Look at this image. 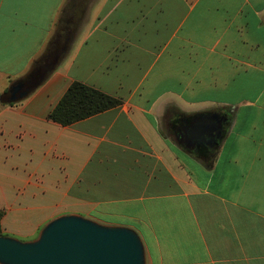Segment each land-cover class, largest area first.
I'll return each mask as SVG.
<instances>
[{
  "label": "crops",
  "instance_id": "obj_1",
  "mask_svg": "<svg viewBox=\"0 0 264 264\" xmlns=\"http://www.w3.org/2000/svg\"><path fill=\"white\" fill-rule=\"evenodd\" d=\"M59 31L46 78L0 102V159L13 144L10 179L37 218L11 228L0 205L2 236L36 241L76 216L135 229L144 264H264V0H0V95ZM75 81L122 104L54 122ZM215 113L224 137L195 141Z\"/></svg>",
  "mask_w": 264,
  "mask_h": 264
},
{
  "label": "water",
  "instance_id": "obj_2",
  "mask_svg": "<svg viewBox=\"0 0 264 264\" xmlns=\"http://www.w3.org/2000/svg\"><path fill=\"white\" fill-rule=\"evenodd\" d=\"M60 56V55H59ZM58 56V57H59ZM48 70L31 73L12 83L0 95V102L12 104L26 98L47 76ZM218 126L195 125L191 131L195 141L207 145L222 139L227 132L228 116L213 114ZM217 134V135H216ZM204 135H207L206 137ZM0 262L4 264H144V247L138 233L129 227L99 225L96 221L64 216L48 223L40 238L22 242L0 236Z\"/></svg>",
  "mask_w": 264,
  "mask_h": 264
},
{
  "label": "trees",
  "instance_id": "obj_3",
  "mask_svg": "<svg viewBox=\"0 0 264 264\" xmlns=\"http://www.w3.org/2000/svg\"><path fill=\"white\" fill-rule=\"evenodd\" d=\"M65 13H68V11ZM60 34L59 31L55 37L52 38L46 51L35 61L29 74L35 73L38 70L40 63L52 53L56 43L60 39ZM121 104L122 100L120 98L80 81H75L71 84L55 108L50 112L49 118L54 122L67 126L111 108L120 106ZM3 214L4 211H0V236L3 235L1 225Z\"/></svg>",
  "mask_w": 264,
  "mask_h": 264
},
{
  "label": "rangeland",
  "instance_id": "obj_4",
  "mask_svg": "<svg viewBox=\"0 0 264 264\" xmlns=\"http://www.w3.org/2000/svg\"><path fill=\"white\" fill-rule=\"evenodd\" d=\"M263 83H264V78L261 77L259 79L258 85L260 86ZM253 94H254L253 92L249 91L247 93V96L252 97ZM228 96L231 99H235L237 95L234 93H230ZM21 136L22 135H13L12 136V139H13L12 142L17 143ZM11 145L12 146L5 148V150L2 153L1 159H0L1 160L0 161V170H1L0 171V201H1L0 205L1 206L3 205V207L5 209H8V208L12 209L10 214L8 215L9 221H10V227L15 228V229H21V228H23L24 224L28 220L34 219L37 221V218L31 214L32 211L30 208L32 205L24 203L21 201V196H22L23 188H25V185L21 182L11 181V179H10L11 173L16 170L15 167L12 166L11 161H10L11 160V154L15 152L14 145L13 144H11ZM21 168H23V167H21ZM23 169L26 171L25 174L35 173L34 168H31V167L25 168L24 167ZM2 193H6V195L8 197H10V201H8L9 203H3L4 199H3ZM106 220L107 221L112 220L111 222H113V219H111V218H107ZM38 221L40 222L41 220H38ZM123 221L128 223L127 220H123ZM119 222H121V221H119ZM97 224L104 225L102 222H97ZM117 227H128V226L118 225ZM129 228H131V227H129ZM131 229H133V228H131Z\"/></svg>",
  "mask_w": 264,
  "mask_h": 264
},
{
  "label": "flooded vegetation",
  "instance_id": "obj_5",
  "mask_svg": "<svg viewBox=\"0 0 264 264\" xmlns=\"http://www.w3.org/2000/svg\"><path fill=\"white\" fill-rule=\"evenodd\" d=\"M61 53V36L59 41L56 43L54 50L52 51V53L49 54V56L47 58H45L39 65L38 67V71L39 73H43L45 71L48 70L49 66L53 63V61L60 55ZM229 122V120H228ZM228 122H224L222 124H224L225 126L228 127L229 123ZM214 125L212 122L210 123V126ZM218 126V125H217ZM217 135V134H216ZM221 141V139H218V144ZM211 147H215V141L212 144H209Z\"/></svg>",
  "mask_w": 264,
  "mask_h": 264
}]
</instances>
